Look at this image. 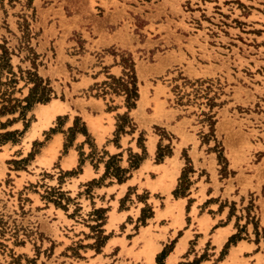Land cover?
<instances>
[{
  "label": "rangeland",
  "instance_id": "1",
  "mask_svg": "<svg viewBox=\"0 0 264 264\" xmlns=\"http://www.w3.org/2000/svg\"><path fill=\"white\" fill-rule=\"evenodd\" d=\"M96 73L103 76L81 91L84 76ZM84 96L102 98L115 113V140L131 137L123 152L93 156L105 162L103 177L123 182L151 154L162 165L152 168L161 178L152 189L177 199L195 186L224 187L235 199L223 206L257 230L264 0H0V264H148L146 240L155 250L163 244L157 226L143 228L153 214L149 199L158 201L137 187L120 202L128 218L112 230L117 218L107 223L105 209L85 212L65 195L64 183L80 168L63 172L62 156L77 134L92 143L76 113ZM51 102L62 111L27 139L37 110ZM176 207L167 212L172 227L180 224ZM112 236L120 239L105 248ZM178 237L153 251L155 264H166Z\"/></svg>",
  "mask_w": 264,
  "mask_h": 264
},
{
  "label": "crops",
  "instance_id": "2",
  "mask_svg": "<svg viewBox=\"0 0 264 264\" xmlns=\"http://www.w3.org/2000/svg\"><path fill=\"white\" fill-rule=\"evenodd\" d=\"M114 69H117V66H110L109 72L117 76L118 73H115ZM95 75V77L84 76L85 79L80 81V83L84 82V85L80 86L81 91L84 88L87 90L94 85L99 75L103 76L101 73H96ZM80 106L77 107L76 113L81 117V121L84 122L85 131L92 143H87L86 135L77 134L73 147L61 158V169L63 172H72L77 170L78 166L80 168L78 173L70 176L63 186L66 191L65 195L72 197L77 203L76 205L84 208L88 206L87 209L85 208V212L105 209L107 223L111 219L117 218V221L113 222L110 228L112 230L123 223L130 214L119 209L121 199L124 198L130 187H137L135 189L136 193L146 192L149 197L158 201V205H154L150 203L151 200L149 199L153 214L150 219L146 220L147 224L143 227L154 228L157 226L158 230L153 231H156V235H161L164 238L163 244L162 239L156 242L158 248L155 250V254L160 252L165 246L164 244L168 243L169 240L178 237L179 232V237L166 258V264L167 262L169 264H177L178 262L179 264H191L194 259L200 257L205 251L207 257L201 260L199 264H264V238H262V235H264V211H262L261 207L258 213V228L254 231L251 224H246L245 220L238 219L235 215H230L229 208L223 206L222 201L224 203L226 199H235L230 194L229 196L223 195V192H226L224 187L215 188L213 185H208L202 188L195 186L192 191L193 194H187L186 197L177 199L173 197L168 199L166 198L167 194L161 195L159 190L152 189L161 180L159 176L151 175L155 172L152 168L162 165L153 164L151 154L147 157L145 156L140 167L134 170L131 176L123 182H117L112 176L103 177L106 171L105 162L97 159L93 160V156L106 155L108 157V155L119 154L128 145L131 146L129 144L131 137L127 134H121L117 140L114 139L116 131L115 113L107 111L102 98L84 96L83 103H80ZM70 125H72V120L67 123V126ZM133 144L135 146V142ZM80 154H82L83 162L80 161ZM175 156L173 154L169 160ZM178 157L179 154L177 160H179ZM120 166L122 168L127 167V161L120 162ZM176 184L177 177L170 188H168L169 194H171ZM260 188L262 189V186ZM156 195L164 198H156ZM166 199L168 203H166ZM262 199H264V196H262ZM176 205V212L179 214L181 212L182 218L180 219L181 214L178 215V221L176 220V222L180 224L177 227H172L167 212H171ZM187 206L189 207L188 212ZM204 206L205 210L202 209ZM133 219L135 222L136 217H133ZM234 236H238L235 242L230 243L223 258L218 260L224 246ZM116 239L120 238L112 236L107 241L105 248L109 247L112 249L115 244L110 245V243ZM191 242H193L192 249H190ZM208 246L210 249H207ZM188 250H190L191 254H187ZM155 254L152 258L154 264Z\"/></svg>",
  "mask_w": 264,
  "mask_h": 264
},
{
  "label": "bare ground",
  "instance_id": "3",
  "mask_svg": "<svg viewBox=\"0 0 264 264\" xmlns=\"http://www.w3.org/2000/svg\"><path fill=\"white\" fill-rule=\"evenodd\" d=\"M61 111H62L61 104H58L57 102H51L48 106L41 105L36 112L39 117V122L33 125V127L31 128L30 132L27 135V139L33 137L36 131L40 127L45 126L46 124L49 123L50 119L54 117L55 113ZM152 147L153 145L150 142L149 149L152 150ZM39 162L48 163L49 160L40 158ZM154 250H155V246L151 244V240L147 239L144 244V250L142 249V251H143V255H145L148 261V264H151V259H152L151 256Z\"/></svg>",
  "mask_w": 264,
  "mask_h": 264
},
{
  "label": "trees",
  "instance_id": "4",
  "mask_svg": "<svg viewBox=\"0 0 264 264\" xmlns=\"http://www.w3.org/2000/svg\"><path fill=\"white\" fill-rule=\"evenodd\" d=\"M127 100H129V96L127 97ZM39 101H47V98H45L44 100H39Z\"/></svg>",
  "mask_w": 264,
  "mask_h": 264
}]
</instances>
